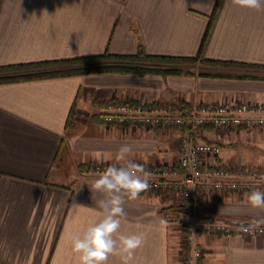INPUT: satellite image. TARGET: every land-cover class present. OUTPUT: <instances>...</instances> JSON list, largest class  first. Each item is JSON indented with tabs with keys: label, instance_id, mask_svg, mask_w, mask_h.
I'll return each mask as SVG.
<instances>
[{
	"label": "crops",
	"instance_id": "0c3cea01",
	"mask_svg": "<svg viewBox=\"0 0 264 264\" xmlns=\"http://www.w3.org/2000/svg\"><path fill=\"white\" fill-rule=\"evenodd\" d=\"M217 0H0V65L99 55L194 56ZM204 57L230 65L197 66L211 73L260 77L104 71L0 82V264H80L73 238L95 223L99 176L95 164H116L119 148L129 159L174 165L184 130L108 123V105L140 101L180 103L264 102V7L220 0ZM238 64V65H237ZM195 139L218 142V161L264 170V127L216 130ZM185 197L143 192L124 205L120 234H143L134 264H183L177 227L165 220ZM178 201L176 204L175 202ZM188 213L190 205L180 206ZM178 207V208H180ZM167 210V211H166ZM179 211V210H178ZM201 215L264 221L247 195L224 192L199 200ZM165 221V223H161ZM264 225V223H261ZM200 264H264V235L201 234ZM181 244V243H180ZM180 246V247H179ZM108 264H122L110 256Z\"/></svg>",
	"mask_w": 264,
	"mask_h": 264
},
{
	"label": "built area",
	"instance_id": "2783aa9c",
	"mask_svg": "<svg viewBox=\"0 0 264 264\" xmlns=\"http://www.w3.org/2000/svg\"><path fill=\"white\" fill-rule=\"evenodd\" d=\"M105 120L117 124H142L147 128H175L184 130L179 139L178 159L174 165L141 163L152 173L151 187L147 192H163L191 200L188 213H164L165 220H180L190 243L183 264H200L204 250L195 243L201 234L255 237L264 235L261 223L242 224L238 218H205L198 211L201 196L224 192L248 195L253 189L264 192V170L256 166L225 164L217 160L222 152L218 142L195 139L197 133L211 126L216 130L261 129L264 127V102L251 100H226L196 102L185 112L180 103L140 101L135 106L109 103ZM113 164L93 165L92 174L100 175ZM184 216V218L182 217ZM243 228H247L244 231ZM239 229V230H238ZM194 240V243L192 241Z\"/></svg>",
	"mask_w": 264,
	"mask_h": 264
},
{
	"label": "clouds",
	"instance_id": "9594fccd",
	"mask_svg": "<svg viewBox=\"0 0 264 264\" xmlns=\"http://www.w3.org/2000/svg\"><path fill=\"white\" fill-rule=\"evenodd\" d=\"M233 2L250 9L264 7V0ZM132 151L129 144H123L115 156L117 163L103 171L90 186L92 196L99 194L101 198L96 200L97 221L73 238V248L79 254L80 264H108L110 256H120L122 264H134V252L144 244L143 234L123 235L119 231L121 218L126 217V202L137 199L151 187L152 173L143 164L128 158ZM247 199L251 206L264 208V192L253 189Z\"/></svg>",
	"mask_w": 264,
	"mask_h": 264
},
{
	"label": "trees",
	"instance_id": "16d2710c",
	"mask_svg": "<svg viewBox=\"0 0 264 264\" xmlns=\"http://www.w3.org/2000/svg\"><path fill=\"white\" fill-rule=\"evenodd\" d=\"M220 0H217L215 8L210 15L209 24L202 38L199 50L194 56H175L149 54L144 49L142 43L139 44L138 50L134 54H113L108 50L99 55L75 57L70 59H59L55 61H45L38 63H22L14 65H0V82H12L22 79L53 77L63 75H75L91 72L118 71V72H136L168 74H195V67L204 65H230L232 62L219 61L204 57V51L208 38L216 18ZM238 65V64H237ZM255 68L264 66L252 65ZM199 75H223L232 77H260L256 74H238V73H211L209 71H198ZM186 203L176 206L167 207L168 210L174 208L181 211L180 206H191V200L184 198ZM180 207V208H178ZM205 218L212 219L215 216L206 215ZM251 223H259L254 219H249ZM183 242L187 250L190 243L186 240V232L183 233Z\"/></svg>",
	"mask_w": 264,
	"mask_h": 264
},
{
	"label": "rangeland",
	"instance_id": "374dc122",
	"mask_svg": "<svg viewBox=\"0 0 264 264\" xmlns=\"http://www.w3.org/2000/svg\"><path fill=\"white\" fill-rule=\"evenodd\" d=\"M199 67V66H198ZM198 67H195L194 69H198ZM196 71H200L199 69L198 70H196ZM110 164V163H109ZM95 165H99L98 163L97 164H95ZM102 165V164H101ZM90 171V170H89ZM210 196H212V195H209V197ZM178 201H176L175 202V204L177 203ZM171 213H173V214H176V213H178V210H172V212ZM177 215V214H176ZM183 218H184V216H182ZM170 223H173L174 225H175V227H177V234H178V243H179V245L181 246V254H182V263H183V257L186 255V253L188 252V250H187V248L185 247V245H184V242H183V239H182V237H183V233H184V230H183V228H182V225H181V223H180V220H177V219H175L174 220V218H173V220L172 221H170ZM197 238V237H196ZM181 243V244H180ZM192 243H194V240L192 241ZM179 246V247H180Z\"/></svg>",
	"mask_w": 264,
	"mask_h": 264
},
{
	"label": "water",
	"instance_id": "95a60500",
	"mask_svg": "<svg viewBox=\"0 0 264 264\" xmlns=\"http://www.w3.org/2000/svg\"><path fill=\"white\" fill-rule=\"evenodd\" d=\"M235 221L239 222V223H242V224H249L250 223L249 219H242V218H238Z\"/></svg>",
	"mask_w": 264,
	"mask_h": 264
}]
</instances>
